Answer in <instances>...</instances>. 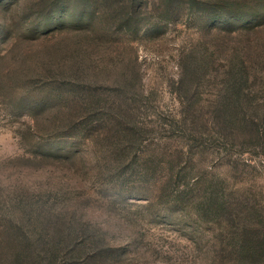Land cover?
<instances>
[{"label": "rangeland", "instance_id": "374dc122", "mask_svg": "<svg viewBox=\"0 0 264 264\" xmlns=\"http://www.w3.org/2000/svg\"><path fill=\"white\" fill-rule=\"evenodd\" d=\"M48 248L264 264V0H0V264Z\"/></svg>", "mask_w": 264, "mask_h": 264}, {"label": "trees", "instance_id": "16d2710c", "mask_svg": "<svg viewBox=\"0 0 264 264\" xmlns=\"http://www.w3.org/2000/svg\"><path fill=\"white\" fill-rule=\"evenodd\" d=\"M75 245V243H74ZM77 246V245H76ZM54 248V247H53ZM53 248H48V251H47V254H45L46 257H42V259L40 260V263L38 264H48V259L49 257L52 256V259L51 260H54L55 259V255L53 253H50L51 251H54L52 250ZM57 249V248H56ZM254 249V245L253 244H249L248 247H246V251L248 252H252ZM72 251V250H71ZM71 253V252H70ZM74 254V252L72 253ZM15 264H24V260L22 259V257L18 256L14 262ZM31 264H33V262H31Z\"/></svg>", "mask_w": 264, "mask_h": 264}]
</instances>
